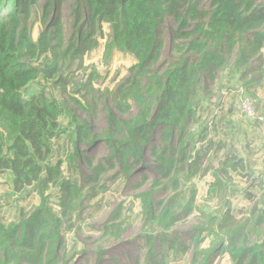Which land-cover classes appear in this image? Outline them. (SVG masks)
I'll return each mask as SVG.
<instances>
[{
    "label": "trees",
    "instance_id": "obj_1",
    "mask_svg": "<svg viewBox=\"0 0 264 264\" xmlns=\"http://www.w3.org/2000/svg\"><path fill=\"white\" fill-rule=\"evenodd\" d=\"M37 1L0 0V175H11L15 194L31 190L38 197V204L20 209L15 220L0 217V264H73L86 255L75 239L70 244L64 238L90 201L106 191L104 177L110 171L113 180L139 174L136 188L150 183L149 191L136 195L143 241L134 264H166L169 252L190 253V264H212L218 254H225L230 264H264V201L254 202L240 222L225 199L232 176L251 175L247 160L227 151L216 164L207 160L203 167L213 144L205 140L206 129L199 136L189 130L199 101L210 95L208 80L226 70L241 71L242 78L255 60H264V1L74 0L66 45L61 15L53 14L61 0H45L42 31L36 42L31 40L29 19ZM204 1L209 11L199 9ZM166 17L178 26L176 40L184 42L175 45L177 61L162 70L159 28ZM103 27L109 30L104 54H128L135 64L109 93L110 105L101 104L106 128L95 133L70 106L93 116L95 104L71 96L61 71L95 47L93 37H102ZM111 107L120 115L136 113L124 118ZM63 134L68 145L57 149ZM97 145L106 154L95 161L85 151ZM215 145L213 156L222 147ZM146 152L152 166L145 161ZM208 173L213 178L208 197L222 201L224 209L192 227L184 242L175 228L195 210L196 190L190 182ZM185 184L190 186L182 189ZM157 192L171 194L153 200ZM246 197L253 199L250 193ZM119 214L117 209L102 226L114 241L125 232ZM94 254L98 264L105 250L99 247Z\"/></svg>",
    "mask_w": 264,
    "mask_h": 264
},
{
    "label": "rangeland",
    "instance_id": "obj_2",
    "mask_svg": "<svg viewBox=\"0 0 264 264\" xmlns=\"http://www.w3.org/2000/svg\"><path fill=\"white\" fill-rule=\"evenodd\" d=\"M259 1L263 2L264 0ZM44 3L45 0L37 1L29 19L30 38L33 42H36L42 31L40 19ZM73 3L74 0H61L59 10L53 11V14L61 15L65 45L72 35L70 15ZM199 9L209 11V3L201 2ZM177 30V24L169 17L164 19L159 28V38L163 42L159 63L162 70H166L167 65L175 63L178 59L175 45L184 42V40H176ZM102 35L101 37L97 33L93 37V41H96L95 47L85 50L81 55V60L65 65L61 71L62 76L67 79L65 88L71 96L75 98L82 96L89 103L95 104L93 116H86L84 112L70 104L74 114L94 127L95 133H101L106 128L101 104L108 103L110 105L109 93H113L130 75V68L135 64L134 59L128 54L114 51L110 57L106 56L104 54V36L109 35L107 27H103ZM241 73V71L229 73V70H226L219 73L213 82L208 80L205 91L210 95L207 97V101H199L196 120L189 123V130L196 136L201 135V130L206 129L205 140L211 141L213 144L209 152L203 156V167L207 160L216 164L227 151L235 152L247 160L251 175L246 179L232 176V186L225 196V199L230 201L232 215L236 221L240 222L248 216L254 202L260 205L264 201V122L244 117L239 108L237 91L242 90L245 95L252 97L257 114L264 118V60H255L251 69L245 71L242 78H240ZM73 91L77 92L73 93ZM80 101L83 102V100ZM217 101L218 105H216ZM111 109L118 116L124 118L133 117L136 113V109H133L127 115H120L113 107ZM61 124L67 126V121L63 120ZM153 138L155 143L159 142L158 130L153 133ZM218 142L222 147L213 156L215 143ZM197 144L204 147L202 142ZM56 145L57 149L58 146L64 149L68 145L66 134L61 135ZM101 147L102 145H97L85 152L95 161L101 160L106 154ZM83 150L85 149L83 148ZM56 157L53 160H56ZM144 158L152 166L151 156L148 152L145 153ZM64 168L63 165L62 169ZM113 174L115 172L110 171L104 177L106 191L100 192L90 201L77 227L67 233L64 238L70 244L75 239L77 241L75 243L79 245L80 249L84 248L88 251L73 264H96L94 252L99 247L105 250V254L98 264H134L135 258L142 254L140 246L143 240L139 238L143 231L142 218L136 195L149 191L150 183L136 188L139 174L134 175L128 181L113 180ZM259 181H262L261 187L258 186ZM211 182H213V178L210 173L200 178L197 176L190 182V185L193 184L196 190L195 210L184 216L175 228L184 242H188L192 227L206 222V217L217 209H224L222 201L218 202L217 199L208 197V187ZM190 185L185 184L182 189ZM247 193L252 194L253 199H248ZM170 194L157 192L152 198L157 201L164 200L168 199ZM37 204L38 197L31 190L15 194L12 191L11 175L8 173L0 175V217L4 222L15 220L20 209L31 210ZM117 209L120 210L119 221H124L122 227L125 232L119 241H114L103 233L102 226L108 222ZM208 242L209 239L206 240L205 245ZM190 259V253L176 256L169 252L165 263L190 264ZM212 264H230V262L225 254H218Z\"/></svg>",
    "mask_w": 264,
    "mask_h": 264
},
{
    "label": "built area",
    "instance_id": "obj_3",
    "mask_svg": "<svg viewBox=\"0 0 264 264\" xmlns=\"http://www.w3.org/2000/svg\"><path fill=\"white\" fill-rule=\"evenodd\" d=\"M237 93L239 96V108L244 117L250 120H256L258 122H264V118L257 114L252 98L245 95L242 90L237 91Z\"/></svg>",
    "mask_w": 264,
    "mask_h": 264
},
{
    "label": "water",
    "instance_id": "obj_4",
    "mask_svg": "<svg viewBox=\"0 0 264 264\" xmlns=\"http://www.w3.org/2000/svg\"><path fill=\"white\" fill-rule=\"evenodd\" d=\"M216 105H218V101H217Z\"/></svg>",
    "mask_w": 264,
    "mask_h": 264
}]
</instances>
